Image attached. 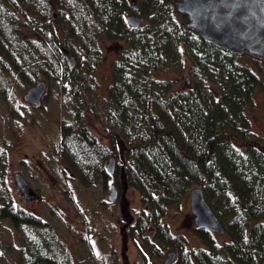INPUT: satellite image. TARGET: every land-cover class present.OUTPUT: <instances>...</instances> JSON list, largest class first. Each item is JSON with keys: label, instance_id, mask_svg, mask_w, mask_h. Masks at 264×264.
<instances>
[{"label": "trees", "instance_id": "trees-1", "mask_svg": "<svg viewBox=\"0 0 264 264\" xmlns=\"http://www.w3.org/2000/svg\"><path fill=\"white\" fill-rule=\"evenodd\" d=\"M176 2L0 0V78L7 83L0 82L9 94L53 81L72 95L71 118L57 125L54 151L86 188L108 179L111 157L122 160L123 179L141 204L128 231L150 257L144 264H161L171 251V264H264V145L248 120L264 89L255 67L262 61L200 38L184 26ZM132 14L144 18L140 27L126 21ZM105 44L115 57L103 96L94 74ZM184 70L190 77L183 79ZM49 96L50 88L43 108ZM92 119L111 132L108 144L92 133ZM10 163L0 154V178ZM194 188L204 191L225 229L219 236L197 228L186 214L182 224L193 229L196 244L167 222ZM1 212L19 226L22 264H74L52 225L30 218L21 229L11 205Z\"/></svg>", "mask_w": 264, "mask_h": 264}, {"label": "rangeland", "instance_id": "rangeland-1", "mask_svg": "<svg viewBox=\"0 0 264 264\" xmlns=\"http://www.w3.org/2000/svg\"><path fill=\"white\" fill-rule=\"evenodd\" d=\"M102 45V44H101ZM103 47V45H102ZM106 44L104 45V57L102 58L101 63L98 65L95 78L96 81L101 85L98 91L101 95L105 96L108 94V86L107 84L112 80V60L114 59V55H110L107 51H105ZM106 55V56H105ZM257 67L259 70L261 69L262 77L264 80V62L258 64ZM185 71V75L183 79L186 77H190L187 70ZM6 76L3 77L5 83ZM182 81H185L183 80ZM1 80V79H0ZM43 80V79H41ZM46 80V79H44ZM47 81V80H46ZM181 81V82H182ZM50 88V96L48 100L45 101V112L48 115V118L40 112L35 111L28 105H19V102H22V95L26 92H18L13 90V88L9 91V94H6V102L3 98H0V133L3 128L8 126V118L12 115L10 113L9 107H14V112L18 113V117L14 116L11 120L14 121L16 124L20 121L25 122L28 126L26 131H22V133L17 132V134H23L20 138H14L16 141L20 139L22 144L19 146V141L13 142L16 144L14 147L11 148V156L10 153L8 154L9 160L13 159L16 155L18 157L21 154H25L29 152V155L32 153H37L38 147L42 146L43 143H48V146L52 151L56 150L57 140H58V126L61 122L69 121L71 118V112L73 110L72 100L68 92H63L60 85L57 82L47 81ZM1 83V82H0ZM184 83V82H183ZM16 84V83H15ZM18 86V85H17ZM107 86V87H106ZM17 93V95H16ZM93 96V94H92ZM97 96V94H95ZM88 102L90 103L89 107L93 105H97V102H93L88 97ZM93 106L92 108H95ZM254 110L248 114V120L250 121V131L256 134L259 138L261 137V143L264 145V89H259L254 97ZM56 123L53 124L51 121ZM92 119V133L99 139L102 140L105 144L109 143V135L111 134L110 131H105L102 129L100 125H97L93 122ZM7 124H5V122ZM19 125L17 124V127ZM18 129V128H17ZM9 133V132H8ZM26 134V135H25ZM45 136L47 137L45 139ZM255 137V135H254ZM11 137L9 134L6 136V142L9 143ZM23 140V141H22ZM22 153L20 152V148ZM58 148V146H57ZM25 158V156L23 155ZM39 157V155H38ZM53 159L48 160L46 157L41 162L45 164L48 168H51L54 177L58 179V182H61L64 185L65 189H67V195H69L70 199L66 206V204L61 205L58 201L61 198V194L56 198L53 196L49 191L47 186L49 183L46 181L41 180L39 178V170L35 169L33 166L28 165L27 167L23 168L22 172L26 180L32 185L37 187H44L47 191H42L41 195L43 198V202H49V205H42L41 210L43 213L48 216V220L52 224L53 230L61 237L62 242H64V249L68 256L74 261V264H144V258L146 256L149 259V255L145 254L144 245L137 243L139 242L136 238L135 242L131 239L125 241L126 234H128V230L124 232L121 231L122 223L116 221L118 216L121 218L123 215L122 212V205L118 202L117 204L104 206L103 210L95 212L96 205L98 204L97 201L101 200L102 198H106L108 192L106 193L104 189V182H99L96 185L91 186L90 188H86L77 184L69 174L67 175L64 172L63 167L61 166V161L57 154H52ZM119 166H122V160H118ZM64 173V174H63ZM4 179L6 180V186H0V195L9 196L8 194L15 197L18 203V193L15 190V178H13V174L11 169L7 170V173L4 174ZM37 176V177H36ZM37 178V179H36ZM12 179L13 182H12ZM66 182H63L65 181ZM120 180V179H119ZM60 189V188H59ZM74 197V199H73ZM127 200L129 207L126 209L129 214L132 216L134 215L136 218L137 213L141 210V204L139 201L138 193L130 188L127 194ZM190 197L189 195L186 196L184 199L182 206L180 207L179 211L176 212L175 210H170L168 212L167 222L170 225V229L175 234H183L192 241V244L197 243L196 236L192 233L193 229L186 228L185 223L182 224L183 218L186 214H190ZM64 203V202H63ZM28 211L30 212L31 208L34 206L38 209V205L32 203L25 204ZM58 207L63 208V213H66L67 223L63 221L56 213ZM66 207V208H65ZM55 208V209H54ZM126 208V207H125ZM40 215V214H39ZM86 215L93 216L91 218L94 221L91 223L92 228L98 232L95 233L93 236H88L87 241H82V237L84 236L83 223L86 222ZM110 217L113 218L117 222V227L120 229L117 234L106 232L105 224L110 223ZM186 224H189L186 221ZM115 225V223H114ZM4 226H11L12 228H6ZM88 229V228H87ZM89 230V229H88ZM90 234V233H88ZM95 243V245H94ZM23 244V240L21 236L19 237V232L16 230L13 225L10 223L9 220H3L0 222V264H21L18 259L21 257V246ZM126 247V248H125ZM94 249V250H93ZM95 255V256H94ZM92 257V258H89ZM94 256V257H93ZM166 256L164 257V260ZM83 260H86L84 263ZM161 264H164L162 261Z\"/></svg>", "mask_w": 264, "mask_h": 264}, {"label": "water", "instance_id": "water-1", "mask_svg": "<svg viewBox=\"0 0 264 264\" xmlns=\"http://www.w3.org/2000/svg\"><path fill=\"white\" fill-rule=\"evenodd\" d=\"M176 11L186 16L184 26L194 30L200 38L225 49L228 52L242 55L264 62V0H177ZM136 12L138 6L134 5ZM128 24L138 28L144 23V18L136 14L127 17ZM68 66L75 67L76 61L69 50H62ZM188 84L190 80H187ZM45 82L28 88L24 100L37 107H42V99L47 90ZM118 161L111 157L106 165L107 173L113 175ZM125 178V170L122 169ZM18 191L26 199L35 196L28 181L21 175L15 176ZM127 185V183L125 182ZM127 187V186H126ZM112 187L110 202L117 200V191ZM190 210L197 228L223 235L224 226L206 201L204 191L194 188L190 192ZM176 258V252L168 253L166 264H171Z\"/></svg>", "mask_w": 264, "mask_h": 264}, {"label": "flooded vegetation", "instance_id": "flooded-vegetation-1", "mask_svg": "<svg viewBox=\"0 0 264 264\" xmlns=\"http://www.w3.org/2000/svg\"><path fill=\"white\" fill-rule=\"evenodd\" d=\"M2 78L3 77H1L0 79L2 80ZM46 88H47V90H46L42 100H45L46 96L49 94V88L48 87H46ZM5 89H6L5 86L0 83V98L2 97L3 100L6 102L5 98H6L7 90H5ZM24 95L25 94L22 95V99H23ZM20 104L28 105L29 107H31L35 111H40V112L45 111V106H44V108L43 107L37 108V107L25 102L24 100L22 102H19V105ZM8 111H10V113H12V115L9 116V118H8V121H9L8 122V126H7L6 122L4 121L6 126H7V130H6V127H5V128H3L1 130V133H0V154H4V153L9 154L10 153V156H11V154H12L10 152L11 148L14 147L17 144V143L14 144L13 142L14 141L15 142L19 141V143H18L19 146L22 144L20 139H18L17 141L14 139V138L17 139V138H20V137L23 136V134L21 136V134H17V132L19 131V133H22L23 130L26 131V128H28L30 126H28L25 122L20 121L19 119H18L19 123H17V121H16V124L14 123L13 120H11V118H13L14 116L16 117L18 115L17 112H14V107L13 106L9 107ZM17 124L19 125L18 127H17ZM7 134H9L10 137H11V139L9 140L10 141L9 143H7L6 140H5ZM46 138L47 137L45 136V139ZM19 148H20L19 149L20 152L22 153L21 147H19ZM29 154L30 153L27 152L25 154H21L19 157H18V155H16L15 157H13V159H11L10 165L12 167L10 166L9 169H11V171H12V174L14 176L13 178H15L17 173L21 174L22 176H24L23 172H22L23 168L27 167L28 165L33 166L35 169L39 170L40 181L43 180V181H46L47 183H49V185L47 186L48 191L53 196H55L56 198H58V196L61 194V198L58 201L61 203V205H63V204L65 205L66 204V206H67V204L69 202H66V201H69V199H70L69 195H67V189H65L64 185H62L61 182L57 181L58 179H56L54 177V174H53L51 168H48L45 164H43L41 162L43 159H45V157L48 160L53 159L52 154H56L55 151H52L50 149V147L48 146V143L44 142L42 146L38 147L37 153H32L33 156L29 155ZM23 155L25 156V158L23 157ZM38 155H39V157H38ZM60 164H61L62 167H64L62 162ZM118 168H121V169L119 170ZM64 172H65V170H64ZM65 173L67 174V172H65ZM123 178H124V176H123L122 166L117 165L115 173L113 175H108V179H106V181H104V183H105L104 184V189H105L106 193L108 191L109 192H108V195L106 196V198L104 197L101 200L97 201L98 204L96 205L95 212L103 210L104 206L117 204L119 202L122 205L123 215H121V218L118 216L116 221H118L119 223L120 222L122 223L120 228H121V231L124 232L125 230H129L131 228V226L134 224L135 216L134 215L132 216L126 210L129 207L128 200H127L128 199L127 198V194L129 192L130 187L125 184V180ZM13 180L14 179H12V182H13ZM14 182H15V180H14ZM63 182H65L67 184L66 179ZM0 186H4V187L6 186V180L4 178H0ZM30 186L33 189V191L35 192L34 193L35 196L33 198H31V199H26L22 195V193L20 191H18L16 183H15L14 187H15L16 192L18 193V203L15 202V201H17V199H15V197L13 198V196L10 195V193L8 194L9 196H6V197L4 195H0V222H3V220H9L10 223L13 225V227L16 230H18L17 228L19 226H14V223L12 221L11 215H9L8 217H2L3 214L1 212V209L4 208L5 205L9 204V205H11V208L14 210V213L16 214L14 216H16L17 220L19 221L17 224L20 225L21 221H22V224L20 225L21 229L24 228L23 225H25L23 223V221L29 220L30 218H32L33 221H34V219L37 220L42 225H46V227H48L47 224L52 225L50 223V221L48 220V216H46L43 213V210H41V206L42 205H44V204L49 205V202H47V203L43 202L44 200H43L42 195H41V192L43 190L44 191H47V190L44 187H37V186L34 187L31 184H30ZM112 187H115L116 188L115 190L117 191V200L115 202L108 201L109 200V195H110V193L112 191ZM0 191H2V190H0ZM73 199H74V197H73ZM28 203H32V205L37 204L38 205V209L33 206L31 208L30 212H29L27 207H26V205H25V204H28ZM63 208L64 207H62V208L58 207V209H56L57 211L54 212V213H56L58 216H60V218L63 219V221L65 223H67L66 213L65 214L63 213L64 212ZM20 212L25 214L27 219ZM91 217H93V216H87L86 215V218H87L86 222L83 223V225H84V228H83L84 236L82 237V241L83 242L87 241L88 236H93V235H95L96 232H98V231H96V230H94L92 228V224L91 223L94 221V219L91 218ZM116 221L114 220V223H115V225H114L113 218L110 217V220H109L110 223L104 225L106 230H107L106 232H111V233L117 234V232L120 231V229H118V227H117V222ZM4 227H6V228L10 227V229L12 228L11 226H9V227L4 226ZM88 233H90V234H88ZM127 237H128V239H131L133 241L132 237L129 236V232H128V234H126L125 241L127 240ZM94 245H95V243H94ZM18 261L21 262V264H22L23 263L22 257H20L18 259Z\"/></svg>", "mask_w": 264, "mask_h": 264}]
</instances>
